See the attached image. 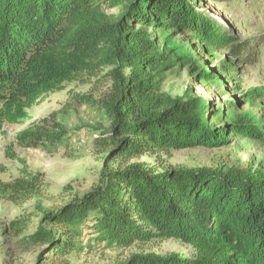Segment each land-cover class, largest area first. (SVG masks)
Segmentation results:
<instances>
[{
  "label": "trees",
  "instance_id": "16d2710c",
  "mask_svg": "<svg viewBox=\"0 0 264 264\" xmlns=\"http://www.w3.org/2000/svg\"><path fill=\"white\" fill-rule=\"evenodd\" d=\"M108 1L123 7L116 21L85 0H0V131L4 124L21 123L28 109L65 83L98 66L111 68L108 93L95 103L110 123L94 140L108 152L99 182L44 214L26 241L55 251L48 264H63L56 258L76 250L83 229L121 248L176 240L196 252L193 258L133 255L117 264H264L263 173L246 168L159 172L144 163L106 169L111 161L154 152L224 147L230 131L260 135L245 116L227 127L211 124L209 106L190 89L177 98L157 93L153 72L169 57L148 29L180 28L205 41L221 36L190 0ZM69 134L58 125L30 128L16 141L22 148L54 145ZM21 173L0 184V195L9 202L24 203L36 192L35 179Z\"/></svg>",
  "mask_w": 264,
  "mask_h": 264
},
{
  "label": "rangeland",
  "instance_id": "374dc122",
  "mask_svg": "<svg viewBox=\"0 0 264 264\" xmlns=\"http://www.w3.org/2000/svg\"><path fill=\"white\" fill-rule=\"evenodd\" d=\"M85 2L109 21L118 20L123 13L122 6L112 7L108 0ZM190 2L212 28L215 25L220 30L221 36L205 41L180 28L148 29L169 57L153 72L157 93L177 98L190 89L209 106L206 118L211 124L227 127L245 116L250 124L257 125L260 135L247 137L230 131L224 147L154 152L129 162L111 161L106 169L115 171L144 163L159 172L246 168L264 174V0ZM109 70L98 66L91 73L81 74L76 81L43 96L27 110L21 123L3 125L0 184L20 178L23 171L35 179L36 192L24 203L9 202L0 195V264H48L49 259L54 260L55 251L50 253L48 246L29 244L26 238L41 226L44 214L55 213L98 184L108 152L96 147L94 140L109 129L110 123L95 103L108 93ZM55 125L70 133L61 143L22 148L16 141L23 130H52ZM43 227L57 231L53 225ZM76 246L74 252L56 258L55 263L117 264L133 255L193 258L196 254L192 247L176 240L135 242L121 248L97 240L87 229L81 231Z\"/></svg>",
  "mask_w": 264,
  "mask_h": 264
}]
</instances>
